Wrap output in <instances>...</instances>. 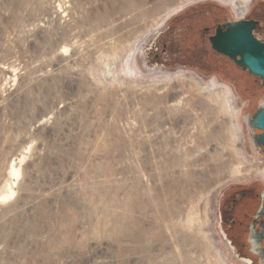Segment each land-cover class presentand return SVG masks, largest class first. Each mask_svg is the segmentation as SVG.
Listing matches in <instances>:
<instances>
[{
  "label": "rangeland",
  "instance_id": "obj_1",
  "mask_svg": "<svg viewBox=\"0 0 264 264\" xmlns=\"http://www.w3.org/2000/svg\"><path fill=\"white\" fill-rule=\"evenodd\" d=\"M248 3L0 0V264H249L222 204L264 203V84L192 53Z\"/></svg>",
  "mask_w": 264,
  "mask_h": 264
},
{
  "label": "flooded vegetation",
  "instance_id": "obj_2",
  "mask_svg": "<svg viewBox=\"0 0 264 264\" xmlns=\"http://www.w3.org/2000/svg\"><path fill=\"white\" fill-rule=\"evenodd\" d=\"M250 6L248 3L246 8L242 10H238L235 7L239 15L238 18H227L226 14L220 9H215L213 12L209 11L208 17H205V15L201 16V11L197 10V17L193 25L196 37L198 38L192 52L194 56L200 57L199 59L212 68H216V64L211 63V56H216L223 60L227 59L237 68L249 73L247 70L239 67L230 57L214 49L211 38L217 35L218 30L225 32L228 29L227 24L229 23L250 21L254 23V36L259 39L258 34L264 33V3L254 6L251 9L250 15L247 16ZM259 40L264 43L263 40ZM157 45L158 43L156 42ZM225 87L227 86L225 85ZM256 197V190L253 187L235 188V191L225 194L222 204V228L229 245L236 254V257L249 264L262 261L261 256L258 254L259 249L254 250V242L251 240L254 232L262 231L261 221L264 219V217L256 218L260 209L259 206L257 211H255L257 205ZM260 246L264 247V241L260 242Z\"/></svg>",
  "mask_w": 264,
  "mask_h": 264
},
{
  "label": "water",
  "instance_id": "obj_3",
  "mask_svg": "<svg viewBox=\"0 0 264 264\" xmlns=\"http://www.w3.org/2000/svg\"><path fill=\"white\" fill-rule=\"evenodd\" d=\"M227 26L225 32L218 30L217 35L211 38L213 48L230 57L249 74L260 78L264 84V43L254 36V23L239 21ZM248 124L254 145L264 153V104L248 118ZM256 129L261 133H257ZM258 217H264V203L256 215ZM261 228V232L252 234L251 240L254 242V250L259 249L258 254L264 261V247L260 246V242L264 241V219L261 221Z\"/></svg>",
  "mask_w": 264,
  "mask_h": 264
},
{
  "label": "bare ground",
  "instance_id": "obj_4",
  "mask_svg": "<svg viewBox=\"0 0 264 264\" xmlns=\"http://www.w3.org/2000/svg\"><path fill=\"white\" fill-rule=\"evenodd\" d=\"M238 6H241V4L239 3ZM11 174L14 175V176H18L19 175V171L13 166L11 168ZM7 197V196H6ZM5 197V198H6Z\"/></svg>",
  "mask_w": 264,
  "mask_h": 264
}]
</instances>
